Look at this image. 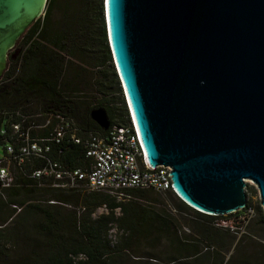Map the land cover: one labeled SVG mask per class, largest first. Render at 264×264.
Segmentation results:
<instances>
[{"label": "water", "instance_id": "95a60500", "mask_svg": "<svg viewBox=\"0 0 264 264\" xmlns=\"http://www.w3.org/2000/svg\"><path fill=\"white\" fill-rule=\"evenodd\" d=\"M46 1L0 0V76ZM102 16L146 164L209 216L242 209L249 180L264 214V0H102Z\"/></svg>", "mask_w": 264, "mask_h": 264}, {"label": "trees", "instance_id": "16d2710c", "mask_svg": "<svg viewBox=\"0 0 264 264\" xmlns=\"http://www.w3.org/2000/svg\"><path fill=\"white\" fill-rule=\"evenodd\" d=\"M54 8L58 15L53 20ZM14 50L16 57H9L0 78V127L18 121L16 113L39 115L41 123L50 118V124L59 116L80 130L103 135L105 130L90 118L95 109L104 112L107 127L128 122L105 38L102 0H47L42 16ZM42 131L47 135V128ZM49 157L65 167L86 162L80 144L51 145ZM29 169H14L13 185L0 189V264H120L143 245L161 246L166 254L168 249L169 263L264 264L257 251L243 257L235 250V260H224L221 253L227 250L226 237L246 220L240 215L251 209L249 201L241 210L209 216L192 210L171 191L131 189L125 191L126 198L116 200L100 191L62 190L50 180L36 182L27 176ZM153 195L166 196L167 208L150 205ZM220 221L227 225H217ZM233 224L238 228L230 229ZM254 224L264 235L260 207ZM111 229L113 242L108 238ZM79 255L82 260H76Z\"/></svg>", "mask_w": 264, "mask_h": 264}, {"label": "built area", "instance_id": "2783aa9c", "mask_svg": "<svg viewBox=\"0 0 264 264\" xmlns=\"http://www.w3.org/2000/svg\"><path fill=\"white\" fill-rule=\"evenodd\" d=\"M16 115L18 121L0 127V189L11 187L14 182L13 170L22 171L27 165L30 167L29 178L36 182L50 180L52 187L62 190L85 188L106 193L116 200L126 198L125 191L131 189L171 191L176 196L169 179V168L160 165L151 168L146 164L129 117L126 124L111 125L100 135L87 129L80 130L71 120L59 116L54 117L52 124L50 118L38 124L36 118L39 115ZM44 128L48 129L47 135L42 131ZM60 142L80 144L85 164L65 167L51 159V145ZM59 152L56 150V153ZM32 163L37 165L31 167ZM217 225L227 224L220 221ZM112 230L108 232L111 242L114 241ZM82 259L81 255L76 258Z\"/></svg>", "mask_w": 264, "mask_h": 264}, {"label": "rangeland", "instance_id": "374dc122", "mask_svg": "<svg viewBox=\"0 0 264 264\" xmlns=\"http://www.w3.org/2000/svg\"><path fill=\"white\" fill-rule=\"evenodd\" d=\"M59 5H62V3H58L57 7ZM58 15V10L56 8H54L51 12V19H56ZM42 16V15H41ZM26 31V30H25ZM24 31V32H25ZM23 32V33H24ZM22 33V34H23ZM22 36V35H21ZM20 36V37H21ZM20 37L15 41L13 48L11 49V51L8 53V56L5 60V67L4 70L0 76V78L3 76V73L5 72V69L8 67L9 64V57L11 58H15L16 57V51L14 50L20 40ZM36 123H41V119L40 117L36 118ZM39 130H36V132H38ZM244 188H243V193L245 196V201H249L250 202V212H243L241 213L240 217L243 215L245 216L246 220L243 221V223H241V225L238 226L239 224H233L231 225V228H233V230L236 229V233H231L229 234V237H226L227 240V250L224 252H221L223 254V258L224 260H226L228 257L233 256L234 260L236 258L235 255V250L239 251V253L241 254V256H247L248 254H251L253 251H257L261 254H263L262 260L264 258V235L262 234L261 231H259L255 224H254V220L256 217V210L259 207L258 204V193L257 190L254 188V186L252 185V183L249 180H246L244 183ZM154 198V203L148 202L150 205H153L154 207H162L165 206L167 208V199L166 196L164 195H153L152 196ZM102 212L101 209L97 210V213ZM261 216L264 217V214L261 211ZM227 224V222H226ZM233 226H237L236 228H234ZM183 227V232H187V227L186 226H182ZM111 232H113L112 234H114L115 230L113 229ZM160 251H163L164 253H161ZM200 251L203 252L204 249L203 247L200 248ZM135 254H132V256H127L124 257V259L121 260L120 264H176V262H172L169 263L167 261V259L169 258L170 254L169 251L167 249V254H166V250L163 249V247H158V249H149L147 248L145 245L141 246L140 248L136 249ZM212 252V251H211ZM146 254H151L153 256H147ZM238 254V253H237ZM210 256V254H209ZM211 256H214V254L212 253ZM232 258V259H233ZM183 262H187V264H190L191 261L190 260H185Z\"/></svg>", "mask_w": 264, "mask_h": 264}, {"label": "clouds", "instance_id": "9594fccd", "mask_svg": "<svg viewBox=\"0 0 264 264\" xmlns=\"http://www.w3.org/2000/svg\"><path fill=\"white\" fill-rule=\"evenodd\" d=\"M177 197V196H176Z\"/></svg>", "mask_w": 264, "mask_h": 264}]
</instances>
